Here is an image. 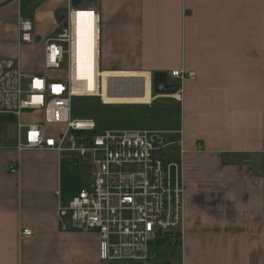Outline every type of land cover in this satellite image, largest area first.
I'll return each mask as SVG.
<instances>
[{"label": "crops", "instance_id": "obj_1", "mask_svg": "<svg viewBox=\"0 0 264 264\" xmlns=\"http://www.w3.org/2000/svg\"><path fill=\"white\" fill-rule=\"evenodd\" d=\"M68 5L0 0V59L20 57L24 72L56 76L45 69V44L64 26ZM82 5L100 15L102 72L168 73L181 84V264H264V0ZM20 17L34 24V42L22 48ZM175 71L196 77L181 83ZM62 161L51 151L0 150V264H111L100 260L97 230L60 216ZM23 229L33 236L21 237Z\"/></svg>", "mask_w": 264, "mask_h": 264}, {"label": "built area", "instance_id": "obj_2", "mask_svg": "<svg viewBox=\"0 0 264 264\" xmlns=\"http://www.w3.org/2000/svg\"><path fill=\"white\" fill-rule=\"evenodd\" d=\"M80 12L95 14L98 72H102L100 15L94 6L75 8L69 0L64 26L45 44V69L56 76L24 72L20 57L0 59V115L16 119L18 154L28 151L77 154L79 157L74 160L79 167L81 160L86 161L90 156L94 171L87 173L88 185L67 206L60 207V216L70 217L76 229L99 232V255L103 263H145L150 257L151 244L160 236L175 232L182 235L186 200L183 164L159 157L162 142L154 140L155 136L159 137L157 132L97 133L95 120L73 117L75 99L88 97L75 93L78 85L75 45ZM18 34L20 48L31 45L33 22L20 17ZM172 77L183 83L186 79L194 80L196 73L175 71ZM150 79L153 89L152 75ZM102 81L98 77L100 91ZM177 95L176 100L181 102L180 93ZM36 114L42 115L41 121L26 122L27 116ZM126 165L142 168L139 172L125 173L122 168ZM10 172L17 174L18 165L12 163ZM20 236L31 238L33 232L23 229Z\"/></svg>", "mask_w": 264, "mask_h": 264}, {"label": "rangeland", "instance_id": "obj_3", "mask_svg": "<svg viewBox=\"0 0 264 264\" xmlns=\"http://www.w3.org/2000/svg\"><path fill=\"white\" fill-rule=\"evenodd\" d=\"M90 2L92 0H89ZM64 74V73H62ZM179 85V84H178ZM26 86V82H25ZM26 89V88H24ZM110 91L112 94H142V82L139 79H117V78H110ZM153 94V90H152ZM172 100H176V98H167V97H160L153 94V99L151 104L153 105H160L165 106V111L156 113L155 116L153 115L152 118L156 117L159 118L158 121L153 120L151 125L149 127L147 126H134L130 123V121L125 122L122 124L119 128H116L115 130H148L159 133V139L162 140L161 143V150L159 152V157L162 160L166 161H175L179 160L180 158V136L178 135L179 132H176L172 135L170 134H164L165 132L158 131V130H171L174 129L175 126L172 125V123L175 121H171L173 117H175L177 113V109H174L169 111L167 108H170L173 103ZM180 103V102H179ZM151 104H142V105H108L103 102V100L99 97L93 98V97H84L82 99L76 100V116H88L90 118L97 119V108L104 109V106L109 108H115V107H121V108H129L128 114L134 115V114H144L147 113V110L142 111L141 108H151ZM146 111V112H145ZM173 116V117H172ZM3 118L2 115H0V119ZM171 121V123H170ZM175 123V122H174ZM129 125V126H127ZM49 130L51 131L52 128L50 127ZM16 133H17V127L16 124H7L6 128H3L0 125V150L5 151L7 149L13 150L16 146ZM26 131L23 130L22 135L25 136ZM10 151V150H9ZM77 154H63V161L65 159H78ZM80 170L82 173H92L94 171V164L91 161L90 156L86 159V161L81 160L80 163ZM142 167L140 166H134V165H126L122 168V170L125 173H131V172H139ZM116 170V169H114ZM89 176L85 179V182H89L88 179ZM67 221H70V217L67 218ZM176 233V232H175ZM181 233V232H180ZM170 235V238L168 241L164 242L163 244H158V240L154 241L152 245L150 246V257L149 260L145 263H116V264H181L182 261V243L180 242L176 243V238H173L172 234ZM165 237V236H164ZM162 238L161 236L159 237Z\"/></svg>", "mask_w": 264, "mask_h": 264}, {"label": "bare ground", "instance_id": "obj_4", "mask_svg": "<svg viewBox=\"0 0 264 264\" xmlns=\"http://www.w3.org/2000/svg\"><path fill=\"white\" fill-rule=\"evenodd\" d=\"M78 15L79 24L75 45L78 85L75 87V93L88 97L100 96L103 102L108 105L151 104L153 97L149 74L98 72V35L95 14L93 12H80ZM98 77L103 78L101 91L98 88ZM110 78L139 79L142 82V94H112ZM176 98L178 99L179 96L176 95Z\"/></svg>", "mask_w": 264, "mask_h": 264}, {"label": "trees", "instance_id": "obj_5", "mask_svg": "<svg viewBox=\"0 0 264 264\" xmlns=\"http://www.w3.org/2000/svg\"><path fill=\"white\" fill-rule=\"evenodd\" d=\"M96 98V97H93ZM82 99V98H76L74 101L73 106V117L79 118V119H93L95 120L97 124V133L107 131V130H115L116 128H119L122 124L125 122L130 121V123L134 126H147L149 127L153 120L158 121L159 118H152L153 115L155 116L156 113L165 111V106L160 105H153L151 104V108H141L142 111L147 110V113H140V114H134L130 115L128 114L129 108H121V107H115V108H109L104 106V109L97 108V114L98 119L90 118L88 116H81L77 117L75 108H76V100ZM173 105L170 108H167L169 111L177 109V113L175 117L171 119V121H174L172 125L175 126L174 129L165 131V130H158L165 133L169 132H179L180 130V123H181V103L179 101L172 100ZM146 112V111H145ZM3 118L0 119V125L3 128H6L7 124H16V119L11 115H2ZM170 121V123H171ZM139 124V125H138ZM129 126V125H127ZM16 144V143H15ZM61 196L64 202L68 203L75 195H77L80 190L88 185V182H85L84 178H87V174L82 173L80 170V167L78 166L76 160L74 159H65L62 161L61 165ZM89 179V177H88ZM172 234L173 238H176L177 242H180L181 244V233H166L165 235L161 236L162 238L157 239L158 244H163L164 242L168 241L170 238V235ZM165 236V237H164ZM152 245V244H151Z\"/></svg>", "mask_w": 264, "mask_h": 264}, {"label": "water", "instance_id": "obj_6", "mask_svg": "<svg viewBox=\"0 0 264 264\" xmlns=\"http://www.w3.org/2000/svg\"><path fill=\"white\" fill-rule=\"evenodd\" d=\"M85 0H72V6L75 8L80 7ZM153 94L160 97L174 98L181 92L180 85H173L170 83V77L168 73H154L153 74ZM157 143H161L157 136L154 137Z\"/></svg>", "mask_w": 264, "mask_h": 264}]
</instances>
